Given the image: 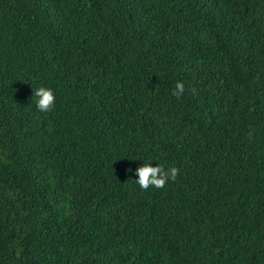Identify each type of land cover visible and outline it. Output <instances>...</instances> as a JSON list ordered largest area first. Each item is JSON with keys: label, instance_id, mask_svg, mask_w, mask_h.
Returning <instances> with one entry per match:
<instances>
[{"label": "trees", "instance_id": "obj_1", "mask_svg": "<svg viewBox=\"0 0 264 264\" xmlns=\"http://www.w3.org/2000/svg\"><path fill=\"white\" fill-rule=\"evenodd\" d=\"M0 264H264V0H0Z\"/></svg>", "mask_w": 264, "mask_h": 264}, {"label": "clouds", "instance_id": "obj_2", "mask_svg": "<svg viewBox=\"0 0 264 264\" xmlns=\"http://www.w3.org/2000/svg\"><path fill=\"white\" fill-rule=\"evenodd\" d=\"M184 92V85L182 82H177L176 88L173 91L174 96H181ZM34 103L36 108L41 112H48L54 106V94L51 88L39 86L33 92ZM178 170L176 167H169L167 169L160 166L158 163L153 166L150 162H143L134 170L135 184L141 190H147L150 186L161 188L166 182L174 181L176 179Z\"/></svg>", "mask_w": 264, "mask_h": 264}]
</instances>
